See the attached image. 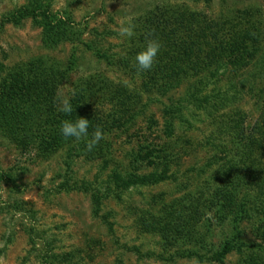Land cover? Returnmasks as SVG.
Instances as JSON below:
<instances>
[{
	"label": "rangeland",
	"instance_id": "374dc122",
	"mask_svg": "<svg viewBox=\"0 0 264 264\" xmlns=\"http://www.w3.org/2000/svg\"><path fill=\"white\" fill-rule=\"evenodd\" d=\"M30 1L0 0V264H264V0H43L54 43Z\"/></svg>",
	"mask_w": 264,
	"mask_h": 264
},
{
	"label": "clouds",
	"instance_id": "9594fccd",
	"mask_svg": "<svg viewBox=\"0 0 264 264\" xmlns=\"http://www.w3.org/2000/svg\"><path fill=\"white\" fill-rule=\"evenodd\" d=\"M135 25L132 21H128L119 29V35L122 38H131L134 35ZM162 43L158 38L151 34L146 37L141 49L137 52L134 60V67L138 72L150 71L157 61L158 55L161 51ZM57 108L58 111L70 115L73 112V105L71 99L62 93L57 94ZM90 120L78 116L76 119H65L61 123L60 131L65 138H74L76 140L85 139L87 141L86 147L88 151H92L96 145L104 138L101 129L96 128L89 137Z\"/></svg>",
	"mask_w": 264,
	"mask_h": 264
},
{
	"label": "trees",
	"instance_id": "16d2710c",
	"mask_svg": "<svg viewBox=\"0 0 264 264\" xmlns=\"http://www.w3.org/2000/svg\"><path fill=\"white\" fill-rule=\"evenodd\" d=\"M48 4L43 5V0H31L28 5H26L20 11V17H25L30 15L37 23L41 24L43 27L45 40L49 43H54L62 39L60 32L62 22L61 20H57L54 14H51L48 8ZM18 16L13 15L11 17L12 21H14ZM55 21V23H53ZM262 72H257L253 75L255 78H262ZM15 120V118H14ZM19 122V118L16 120ZM148 181L149 179H145ZM264 191V188L262 189Z\"/></svg>",
	"mask_w": 264,
	"mask_h": 264
}]
</instances>
